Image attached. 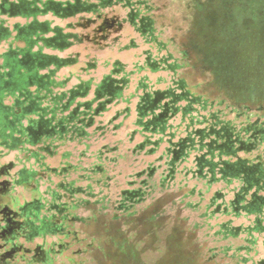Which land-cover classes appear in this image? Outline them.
<instances>
[{
  "label": "rangeland",
  "instance_id": "374dc122",
  "mask_svg": "<svg viewBox=\"0 0 264 264\" xmlns=\"http://www.w3.org/2000/svg\"><path fill=\"white\" fill-rule=\"evenodd\" d=\"M228 1L149 0L151 36L130 22L128 9L112 5L104 13L114 22L113 28L101 36H95L92 29H77L93 40L54 51L61 56H78L79 63L63 68L58 76H69L70 86L91 81L86 100L95 97V88L105 76L128 81L122 84L123 96L107 103L106 111L87 129L89 135L65 140L56 154L47 158L56 172L40 179L39 194L24 187L13 193V198L23 203L37 196L49 200L50 191L57 189L58 183L80 188L74 197L59 189L63 195L60 201L77 204L71 213L81 220L73 222L71 230L77 231L80 240L56 256L53 264H235L231 256L246 253L236 251L246 243L244 236L225 234L222 223L233 219L231 225H246L248 217H235L221 209L217 212L220 205H227L237 183L209 182L201 177L196 173L194 151L173 162L172 153L166 150L173 144L166 138L160 145L151 142L140 148L145 133L136 122L137 103L145 90L165 89L180 78L186 79L197 94L218 101L226 99V111L234 107L236 95L247 98L250 89L244 76L238 86L224 82L231 69L225 66V46L234 45L233 65L242 69L241 74L246 75L248 54L257 51L254 60L264 62V4L257 8L247 0L246 8H226ZM45 18L60 25L71 21L52 14ZM3 49L0 46V52ZM163 57L176 62L175 72L165 68L168 64L161 62ZM148 61L162 64L153 66ZM141 81L148 85L146 89L140 87ZM96 107L97 102L93 109ZM235 109L240 112L242 108ZM260 113L264 115V110ZM173 123H179V118ZM176 133L175 143L185 135L182 129ZM149 135L152 141L161 137ZM14 155L10 153L6 160L14 159ZM134 189L141 192L135 200L126 192ZM217 193L223 198L214 201ZM10 203V197L0 196V207ZM256 249L261 254L253 251L246 255L263 257L262 245Z\"/></svg>",
  "mask_w": 264,
  "mask_h": 264
},
{
  "label": "trees",
  "instance_id": "16d2710c",
  "mask_svg": "<svg viewBox=\"0 0 264 264\" xmlns=\"http://www.w3.org/2000/svg\"><path fill=\"white\" fill-rule=\"evenodd\" d=\"M246 1L229 0L226 8H246ZM262 1L251 0L250 4L260 8ZM116 4L128 9L130 22L144 35L153 34L149 0H0V46L4 47L0 52V196L10 197L12 202L0 207V263L53 264L56 256L80 240L77 231L71 230L72 223L81 220L71 213L77 204L60 201L63 195L59 191L65 190L74 197L80 188L58 183V188L50 191L49 200L37 196L23 203L13 198V193L24 187L39 194L40 179L56 172L47 158L54 156L65 140L89 135L87 129L95 125L97 107L93 109V104L101 97L95 93L93 99L86 100L91 81L70 86L69 76L60 78L59 72L77 65L79 58L54 51L68 50L85 39L93 40L77 29H92L95 36H101L113 28L115 24L104 9ZM48 14L71 21L54 24L45 18ZM77 16V21H72ZM8 20L13 22L9 24ZM233 46H225V66L231 69L224 82L238 86L244 76L250 89L247 98L236 95L234 107L226 111V99L218 101L197 94L184 78L173 80L174 84L165 89L145 90L137 103L136 122L145 133L139 147L151 142L160 145L166 138L173 144L166 148L172 153L173 162L194 151L196 173L201 177L209 182H236L227 205L218 207L226 214L248 217L246 225H231L233 219L222 223L225 234L244 236L246 242L236 248L237 252L246 253H236L231 258L236 259L235 264H264V256L258 259L255 255L261 254L256 249L258 244L264 249V115L260 113L264 110V62L254 60L257 51L248 54L246 75L241 74L242 69L233 65ZM148 62L153 66L167 63L165 68L176 71V62L167 57L161 62ZM113 79L118 85H113L117 87L115 97L108 103L123 96L122 84L128 81ZM147 86L141 81V88ZM157 97L159 105L149 108ZM235 108L242 109L236 112ZM249 110L252 112L246 113ZM178 118L179 123H173ZM237 118L241 121L237 122ZM181 129L185 135L175 143L173 137ZM149 133L161 137L152 141ZM10 153L15 155L8 161ZM220 198L223 195L217 193L213 200ZM253 251L254 259L246 255Z\"/></svg>",
  "mask_w": 264,
  "mask_h": 264
},
{
  "label": "flooded vegetation",
  "instance_id": "af4514ba",
  "mask_svg": "<svg viewBox=\"0 0 264 264\" xmlns=\"http://www.w3.org/2000/svg\"><path fill=\"white\" fill-rule=\"evenodd\" d=\"M113 78H107L105 76L102 79V81L100 82L99 86H96V88H95V93H97L98 96L101 98H99L100 100H99V102H97V112H96L97 114L94 116V118L101 115L103 111H106V104L108 103V101L112 100L115 97L113 93H115V91H116L115 89L117 87H113V85H118V84H117L116 80H114ZM107 88L110 90L109 92H107ZM159 99L160 98L157 97L155 100H153V102L149 106V108H152V109L156 108L159 105L158 104ZM166 105H168V104H166ZM165 114L166 113H164V115ZM152 151H153V149L151 150V152ZM174 154H175V157H178L177 151ZM126 192L130 195L131 198H134L133 200H135L137 197H139L141 195L140 190H136V189H134L133 191H126Z\"/></svg>",
  "mask_w": 264,
  "mask_h": 264
}]
</instances>
